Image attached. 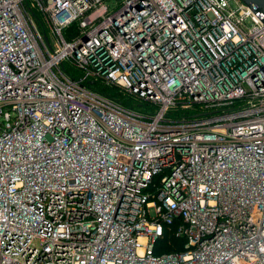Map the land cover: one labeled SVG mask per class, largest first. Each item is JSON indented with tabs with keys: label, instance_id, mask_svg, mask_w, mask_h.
<instances>
[{
	"label": "built area",
	"instance_id": "built-area-1",
	"mask_svg": "<svg viewBox=\"0 0 264 264\" xmlns=\"http://www.w3.org/2000/svg\"><path fill=\"white\" fill-rule=\"evenodd\" d=\"M0 264H264L261 12L0 0Z\"/></svg>",
	"mask_w": 264,
	"mask_h": 264
},
{
	"label": "water",
	"instance_id": "water-1",
	"mask_svg": "<svg viewBox=\"0 0 264 264\" xmlns=\"http://www.w3.org/2000/svg\"><path fill=\"white\" fill-rule=\"evenodd\" d=\"M247 5H254L255 9L261 12L262 22L264 23V0H241Z\"/></svg>",
	"mask_w": 264,
	"mask_h": 264
},
{
	"label": "trees",
	"instance_id": "trees-1",
	"mask_svg": "<svg viewBox=\"0 0 264 264\" xmlns=\"http://www.w3.org/2000/svg\"><path fill=\"white\" fill-rule=\"evenodd\" d=\"M171 240H172L173 243H176L177 242V240H175V239H171Z\"/></svg>",
	"mask_w": 264,
	"mask_h": 264
}]
</instances>
